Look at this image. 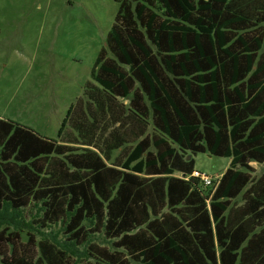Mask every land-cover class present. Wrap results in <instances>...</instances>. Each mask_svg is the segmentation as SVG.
<instances>
[{
  "label": "trees",
  "instance_id": "16d2710c",
  "mask_svg": "<svg viewBox=\"0 0 264 264\" xmlns=\"http://www.w3.org/2000/svg\"><path fill=\"white\" fill-rule=\"evenodd\" d=\"M113 1L58 140L0 119V264H264V0Z\"/></svg>",
  "mask_w": 264,
  "mask_h": 264
},
{
  "label": "rangeland",
  "instance_id": "374dc122",
  "mask_svg": "<svg viewBox=\"0 0 264 264\" xmlns=\"http://www.w3.org/2000/svg\"><path fill=\"white\" fill-rule=\"evenodd\" d=\"M117 11L113 0H0V119L58 140L66 113L83 97L86 83L93 82V63L105 48ZM117 103L124 107L127 101ZM123 107L115 110L119 117ZM111 121L98 117L94 137L99 143L112 132ZM72 129H66L68 138L75 136ZM122 148L112 152V161L123 160L132 146ZM193 159L194 169L213 178L230 163L208 154ZM249 166L251 177L264 171L262 164Z\"/></svg>",
  "mask_w": 264,
  "mask_h": 264
},
{
  "label": "built area",
  "instance_id": "2783aa9c",
  "mask_svg": "<svg viewBox=\"0 0 264 264\" xmlns=\"http://www.w3.org/2000/svg\"><path fill=\"white\" fill-rule=\"evenodd\" d=\"M190 177L198 180L201 183V185L204 187H208V186H211L212 184H214L213 177H211L207 174L198 172L197 170H193Z\"/></svg>",
  "mask_w": 264,
  "mask_h": 264
},
{
  "label": "crops",
  "instance_id": "0c3cea01",
  "mask_svg": "<svg viewBox=\"0 0 264 264\" xmlns=\"http://www.w3.org/2000/svg\"><path fill=\"white\" fill-rule=\"evenodd\" d=\"M230 164V163H229ZM263 165V164H262ZM227 169V168H226ZM225 169V170H226ZM194 170H196V169H194ZM264 172V171H263ZM262 172V173H263ZM224 173V172H223ZM222 173V174H223ZM261 173V174H262ZM221 174V175H222ZM250 174V173H249ZM261 174L258 176V177H260L261 176ZM221 175L219 176V177H217V178H213L214 179V182H215V184H212L211 186H213V189H215V187L217 186V184H218V182H217V180H219L220 179V177H221ZM251 176V175H250ZM258 177H251V178H254V179H257ZM216 180V181H215ZM241 195H242V193L239 195V197L237 198V199H235V202H234V207H237V206H241L242 204H243V200L241 199Z\"/></svg>",
  "mask_w": 264,
  "mask_h": 264
},
{
  "label": "water",
  "instance_id": "95a60500",
  "mask_svg": "<svg viewBox=\"0 0 264 264\" xmlns=\"http://www.w3.org/2000/svg\"><path fill=\"white\" fill-rule=\"evenodd\" d=\"M188 160L190 159V156H188V158H187Z\"/></svg>",
  "mask_w": 264,
  "mask_h": 264
}]
</instances>
